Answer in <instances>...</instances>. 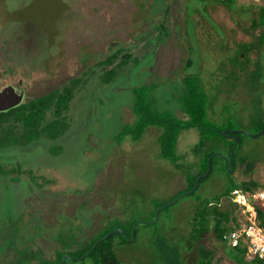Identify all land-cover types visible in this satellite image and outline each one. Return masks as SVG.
<instances>
[{"label": "rangeland", "instance_id": "rangeland-1", "mask_svg": "<svg viewBox=\"0 0 264 264\" xmlns=\"http://www.w3.org/2000/svg\"><path fill=\"white\" fill-rule=\"evenodd\" d=\"M146 1L0 0V86L21 80L25 101L52 86L73 87L67 127L56 139L7 147L11 136L6 128L1 134L0 264H35L31 258L38 251L40 258L51 259L65 240L80 248L76 244L85 230L96 235L114 225L123 231L132 221L139 223L131 240L112 237L121 264H160L166 256L195 264L213 250L215 264H232L224 242L207 234L200 255L196 246L188 249L186 234L195 206L216 198L224 205L227 199L220 195L230 183L254 180L264 186V132L259 134L264 129V0H153L151 13ZM173 10L182 16L190 51L168 45L180 38L166 36L170 27L175 32ZM194 13L196 19H189ZM163 38L169 41L161 45ZM111 41L112 49L131 55L109 80L94 63L101 52L108 53ZM152 48L153 53L145 52ZM182 72L198 78L209 125L246 133L237 140L230 169L223 159L232 137L183 129L170 162L158 155L157 127H147L137 139L118 136L123 125L135 124L132 89L140 86L153 110L183 119L177 98ZM55 113L45 114L46 121L56 119L50 131L62 125ZM197 145L201 148L193 154ZM207 151L217 154L209 172L185 193L187 178ZM158 203L167 205L157 213Z\"/></svg>", "mask_w": 264, "mask_h": 264}, {"label": "trees", "instance_id": "trees-1", "mask_svg": "<svg viewBox=\"0 0 264 264\" xmlns=\"http://www.w3.org/2000/svg\"><path fill=\"white\" fill-rule=\"evenodd\" d=\"M119 48L120 47L116 49L110 48V50L107 49L108 53L107 51L106 54L102 53L103 57L96 64L100 66V70H102L106 77H108L109 74L113 76L115 72L114 69L119 65H124L130 58L129 56L131 53H123ZM119 52L122 54L117 55ZM115 59H117V61L113 63V60ZM188 65H190L189 60L186 61L185 67ZM181 81L183 86L179 102L181 105V110L185 114L184 119L175 118L173 114L167 111L153 110L151 108V100H149L145 93V88L140 86L132 89L131 111L135 116V124L133 127L123 125L118 136L122 138L125 135H128L132 139H137L147 127L155 126L159 129V133L157 135L158 155L163 159L169 160L170 162L175 161L176 139L178 133L183 129L196 127L200 129L203 135L212 133L221 137H231L230 135L225 136L221 134V131L224 129V127L221 128L214 125L211 126L205 120L206 95L199 84L198 78L188 74L184 75L181 78ZM68 85L65 84V87L60 91L56 90L54 92L38 96L34 99L32 98L22 101V103H20L18 106L8 109L4 112H0L1 115L5 114V116H7L6 119H0V140L1 134L5 128L7 129L5 132L9 133L11 136V139L7 138L5 146L13 147L18 144L24 145L41 137L54 140L63 134L67 127L66 122H64V115L68 102L72 97L73 89L72 86ZM50 109L57 112L55 115L53 114V118H58L57 120L60 119V121H62V125L57 128V130L52 129V131H50V127H52L50 124H53L56 119L51 121L45 120L46 111ZM36 115H39V117L35 118ZM261 128H264V124L261 125L260 129ZM237 136L239 141L242 134H237ZM238 141L235 143L233 139V141H230L229 143V150L233 147V153L231 158L232 165H225L227 169H230L232 166H234V150L235 147L238 146ZM198 148H201V146L197 145L196 147H193L191 149L192 153L194 154ZM210 155L211 158L209 160V164H211L213 156L217 154L212 151H207L204 153L201 162L199 160L200 163L198 170L187 178V187L183 191L192 189L193 183L197 176L205 170L206 160ZM242 170L243 172H247L245 169ZM204 177L205 176H202L198 179L196 187L191 191H194L197 188L199 182ZM257 186L258 185L254 180H245L235 183L233 182L221 192L220 196L226 197L227 199V202H225L224 205H218V198H216V202L203 200L201 203L197 204L193 209L190 221L188 222L187 226V229L189 228L186 234L188 249L196 246V251L200 250V255H203L204 249L199 246V243L206 237L207 234H210L215 241L219 240L224 242L221 236L229 229L236 227V205L229 202L228 194L234 188H240L246 192H251L256 190L258 188ZM178 194L176 196H178ZM166 205L167 204L165 203H158L155 206L158 207L157 213ZM254 209L256 213V224L264 233V211L255 204ZM229 221L233 222L234 226H229ZM138 223L139 222L137 221H132L123 229V234H116L123 241L128 240L130 237V230L132 229L133 234H135L136 225ZM113 227L115 226L111 225L107 228H103L102 231L96 235H92V233L89 231L86 233V230L83 231L81 234L84 235V240L79 241L78 244L75 242L76 245H81L80 248H75V245H71L73 244L71 242L74 241H70L68 243L65 240L62 244H60V248L56 250V253L51 259L40 258V251H38L37 257L31 259L36 262L35 264H50V261H55L59 264H62L61 258L63 255H65L64 261L68 259L82 261L85 258H88L91 264H121L113 247V234L103 238L105 234L113 229ZM66 244L68 247L65 246ZM224 245L228 249L226 250V256H224L227 258V261L232 262V264H264V258H247L245 255L246 249L241 247L239 242L232 246L224 242ZM213 257L214 250L210 253L205 252L204 256L200 257L198 262L195 264H215ZM168 258L169 260H167ZM165 259L166 260L162 261L160 264H179L171 257L166 256Z\"/></svg>", "mask_w": 264, "mask_h": 264}, {"label": "built area", "instance_id": "built-area-1", "mask_svg": "<svg viewBox=\"0 0 264 264\" xmlns=\"http://www.w3.org/2000/svg\"><path fill=\"white\" fill-rule=\"evenodd\" d=\"M228 200L236 205V227L226 231L221 238L230 246L239 242L246 249L247 258H264V233L256 224L254 204L264 211V186L256 190L246 192L240 188H234L228 194ZM229 226L234 223L229 221Z\"/></svg>", "mask_w": 264, "mask_h": 264}, {"label": "water", "instance_id": "water-1", "mask_svg": "<svg viewBox=\"0 0 264 264\" xmlns=\"http://www.w3.org/2000/svg\"><path fill=\"white\" fill-rule=\"evenodd\" d=\"M22 101H23V92L22 91L16 92L14 87H12L10 84H8V85H6L0 89V112H4L8 109L14 108V107L18 106L20 103H22ZM263 104H264V102H263ZM263 132H264V129H261L259 131V134H261ZM221 134L225 135V136L230 135L234 139V142L236 143L238 140L237 134H246V133L242 130L226 129V130L221 131ZM232 152H233V147L230 149L228 158L223 159L225 165H228V164L232 165V159H231L232 158ZM210 158H211V155L208 156V158L206 160L205 170L197 176V178L195 179V181L193 183V187L191 190H193L196 187L198 179L202 176H205L209 172V160H210ZM191 190H188L185 193H189ZM115 233L123 234V231L115 228V229L111 230L110 232H108L107 234H105V236L103 238H106L110 234H115ZM129 235H130V237L128 239L131 240L132 236H133L132 229L130 230ZM64 259H65V255H63L61 258L62 264H65Z\"/></svg>", "mask_w": 264, "mask_h": 264}, {"label": "crops", "instance_id": "crops-1", "mask_svg": "<svg viewBox=\"0 0 264 264\" xmlns=\"http://www.w3.org/2000/svg\"><path fill=\"white\" fill-rule=\"evenodd\" d=\"M154 2H153V0H147L146 1V5H147V10H148V12L149 13H151L150 12V6L153 4ZM158 10H160V9H158ZM174 11V10H173ZM161 12V11H160ZM165 14V13H164ZM173 17L172 18H174L173 20H174V22L173 23H170V24H173L174 25V28H175V32L173 31V28L172 27H170L171 29H172V32L169 34V35H166V36H170L171 34L173 35V37H175L177 34L180 36V38H179V40L177 41V42H174L175 40H173L172 38L170 39V41H169V39L168 38H166L165 40H164V38H163V40L160 42L159 40H158V42L162 45H164V44H167V42H168V45H170L171 46V44L173 45V44H176L177 43V45H179V49H180V51H190L191 50V40L189 41L188 39H187V36H189V35H187L184 31H183V29H182V24L183 23H181L182 22V19H181V15L177 12V10H175L174 12H173ZM195 15H196V13H194V14H192V15H188V17H189V19H190V17H191V20L192 19H196V17H195ZM177 18H179V23H177ZM150 20H151V18H149ZM172 20V21H173ZM149 21V20H148ZM188 23H190L189 21H188ZM184 24L186 25V23L184 22ZM192 25H193V23H191ZM159 26V25H158ZM193 33H196V30L195 31H193ZM190 34V33H189ZM190 35H192V34H190ZM166 42V43H165ZM141 44H139V46H140ZM105 47H106V45H105ZM112 47V44L110 45V42H109V45L107 46V49L108 50H110V48ZM141 47V46H140ZM172 47V46H171ZM156 49H158L157 47H156ZM152 52L153 51V48L152 49H148V51H146L145 50V52ZM156 51V50H155ZM144 52V53H145ZM164 52H166V51H164ZM103 53V52H102ZM153 53V52H152ZM151 53V54H152ZM139 56H141V54H139ZM182 56H183V54H182ZM140 58V57H139ZM139 58H137V59H139ZM135 59V58H134ZM187 60H189L190 61V58H185V61L183 62L184 64L186 63V61ZM191 62V61H190ZM189 66V65H188ZM187 66V67H188ZM187 67H185V68H187ZM182 74H183V72L181 73V76H182ZM185 74H183V76H184ZM180 76V83L182 84V81H181V78L183 77H181ZM110 80V79H109ZM99 82V81H98ZM101 82V81H100ZM181 86H183V85H181ZM103 87V86H102ZM181 93H182V87H181V92H180V94H179V96L177 97L178 98V100H179V98H180V95H181ZM181 106V105H180ZM182 111V110H181ZM183 112V111H182ZM131 114H133L132 113V111L130 112ZM134 115V114H133ZM184 115V118H185V114L183 113L182 114V116ZM135 117V116H134ZM183 118V119H184ZM224 162V161H223Z\"/></svg>", "mask_w": 264, "mask_h": 264}, {"label": "flooded vegetation", "instance_id": "flooded-vegetation-1", "mask_svg": "<svg viewBox=\"0 0 264 264\" xmlns=\"http://www.w3.org/2000/svg\"><path fill=\"white\" fill-rule=\"evenodd\" d=\"M113 42L111 41L110 42V45L112 44ZM101 56H102V52H101V54H100ZM59 59L57 58V61H58ZM95 61H93L92 60V63H94ZM95 65L97 64L96 62L94 63ZM65 65V64H64ZM63 65V66H64ZM62 83H64L65 81L63 80V81H61ZM60 83V82H59ZM8 84H10L12 87H14V89H15V91L16 92H19V91H22L23 92V101H25V97H26V90H25V88H23V87H20V84H21V80H17L16 81V84H12V83H6L5 85H2V86H0V89L2 88V87H4V86H6V85H8ZM65 87V83L63 84V85H61L60 87H58L56 90H61L62 88H64ZM56 90H54L53 89V86L50 88V89H48V90H45V92L44 93H42V94H47V93H51V92H54V91H56ZM35 98V97H34ZM263 106H264V104H263Z\"/></svg>", "mask_w": 264, "mask_h": 264}]
</instances>
